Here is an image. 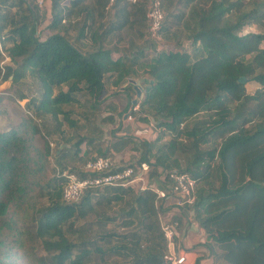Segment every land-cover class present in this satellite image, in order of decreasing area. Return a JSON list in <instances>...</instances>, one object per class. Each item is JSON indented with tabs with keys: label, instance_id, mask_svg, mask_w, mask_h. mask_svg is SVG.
I'll list each match as a JSON object with an SVG mask.
<instances>
[{
	"label": "trees",
	"instance_id": "trees-1",
	"mask_svg": "<svg viewBox=\"0 0 264 264\" xmlns=\"http://www.w3.org/2000/svg\"><path fill=\"white\" fill-rule=\"evenodd\" d=\"M61 1L52 6V33L41 39L43 8L27 0H0V59L4 52L16 63L1 66L0 79L35 78L36 94L24 104L40 122L29 132L25 124L0 125V264H113L115 258L126 264H172L164 258L169 242L149 188H91L77 202L63 199L67 178L62 172L88 175L83 170L91 159L88 147L100 149L98 139L89 140L91 117L107 107L117 109L113 103L102 108L100 99L108 87L137 78L147 81L132 113L146 123L152 118L156 137L135 141L126 135L95 157L130 146L139 154L137 164H150L155 180L163 172L188 174L196 190L186 209L204 230V245L231 264H264V31L244 32L253 24L264 27V0H179L185 9L176 17L187 14L190 22L175 38L188 45L152 56L141 50L132 57H115L103 45L77 47L61 30L71 27L64 19L82 0L72 2L68 13ZM169 22L165 16L164 36L173 29ZM241 76L257 84L253 92ZM80 96L91 99L83 117L67 108L82 104ZM113 119L114 113L106 118ZM55 125L68 128L57 145L61 168L44 178V158L32 145V133L53 135ZM35 186L46 202H31ZM31 242L45 253L34 254ZM214 245L227 251L217 255Z\"/></svg>",
	"mask_w": 264,
	"mask_h": 264
},
{
	"label": "crops",
	"instance_id": "crops-1",
	"mask_svg": "<svg viewBox=\"0 0 264 264\" xmlns=\"http://www.w3.org/2000/svg\"><path fill=\"white\" fill-rule=\"evenodd\" d=\"M76 1L77 0H62L59 7L63 8L65 12L68 13L72 8L71 3ZM106 1L107 0H82L81 3L74 6V13L71 16L68 14L64 19L63 23L67 25L70 24L71 27H68L69 29L67 31L63 29L61 32L65 33V35L82 50L86 51L103 45L104 48L113 51L115 57L121 54L132 57L137 51L141 50H143L145 54H148V56H152L157 51L163 50L161 49L162 44L164 50L183 48L188 45L189 41L182 38V36V42L180 44H178L179 40L175 38L176 34H182V32L185 34L184 26L190 22V18L187 14H185L182 19L176 17L181 10L185 9V6L180 4L179 0H165L164 10L167 13V16L169 15V20H174L176 24L173 23L172 32L167 36H164L166 38L163 39L162 42H159L157 46L153 45V42L147 39L148 19L146 13L149 0H139L136 5L130 4L127 0H118L114 12L111 13L105 11ZM27 2L33 6L39 5L37 0H27ZM53 3L54 0H45L44 6L45 9L48 10L47 15H49V18H46V13L43 11L45 14L38 27V33L44 25L49 26L52 21L51 10ZM169 23L171 24V22ZM83 29H85L84 34H82ZM50 30L51 29L48 28V31ZM50 33H52V31ZM91 33L92 37L90 36ZM139 79L142 78L127 80L120 88L108 87L107 92L103 95V98L100 99L103 108H106L110 103L115 104L117 108L116 111L114 110L112 112L111 108L107 107L106 109H103L101 113H97L90 119L91 122L88 126L89 140H92V138L98 139L96 143H99L100 149L107 151V149L112 148V145L117 139L126 135H131L135 141L144 139L141 133L134 132V128H131L132 130L127 129L125 132H120L117 136L112 137L105 128L99 124L101 121L108 125L107 127L111 128L116 120H119L118 113H120V110L117 104L120 105L121 103L117 102V97L114 98L112 95L118 93V98L120 97L119 99H121L122 103H124V101L126 103L127 98L130 99V95L133 93L135 96H138L136 86L138 85L137 81ZM129 84L134 85V87L128 90L126 88ZM112 113H114L115 121H113L114 119L107 121V116L112 115ZM125 121H128L126 116H124L122 122L125 124ZM145 123L146 122L141 121L138 125L141 127L142 125H145ZM146 124L153 126L154 122L152 123L151 120L150 123ZM138 125H136L135 128H138ZM82 134H86V132L83 131ZM155 137H153V139ZM153 139L149 138L148 140ZM89 140L87 142H89ZM81 148L82 150L86 149V142L81 144ZM88 148L90 149L91 158L95 157L97 151L100 150L97 148L94 150L91 146ZM127 150L135 153L136 155L132 157L134 160H137L139 154L137 150L130 146L120 152H115L112 149L110 152L115 159L118 157L117 155H120V158L122 159L121 154ZM167 203L170 204L169 206L171 207L164 209V216L166 218L167 216L172 217L173 219L178 220L181 224L176 235V243H174V253L179 256L182 254L186 255L184 264H231V261L227 257H216V255L212 254L210 249L204 245L206 235L204 230L195 220L193 211H187L185 208L175 205L174 198H169ZM213 248L217 255H222L227 251L224 246L214 245Z\"/></svg>",
	"mask_w": 264,
	"mask_h": 264
},
{
	"label": "rangeland",
	"instance_id": "rangeland-1",
	"mask_svg": "<svg viewBox=\"0 0 264 264\" xmlns=\"http://www.w3.org/2000/svg\"><path fill=\"white\" fill-rule=\"evenodd\" d=\"M150 4H151V0L148 1L147 12H148V9L150 7ZM44 5H45V0L42 4L41 8H43V11L46 13V18H49V15H47L48 10L45 9ZM165 16H167L166 12H165ZM169 21L171 22L170 26L173 28V21L174 20L170 19ZM48 28H49L48 25H44L39 30V36L41 38L45 39L51 34L50 33L51 30L48 31ZM147 31H148V29H147ZM249 31H254V32L264 31V27H260L258 25L253 24V25L249 26L246 30H244L245 33L249 32ZM165 38L166 37H164V35L161 34V39L153 40L151 42H153V45L157 46V44L159 42H162V40ZM161 49H164L163 44L161 46ZM4 56L5 57H2L0 59V67L2 65H4V66L10 65L12 67L16 66V63L12 62L9 59V57H7L5 54H4ZM246 86H247V89L249 92H253L255 90V88L257 87V84L254 82H247ZM36 87L37 86H36L35 78L29 74L18 82H13L12 76H10L7 80L0 79V125L2 127L6 128L9 125L10 126L11 125L18 126L21 124H25L26 125L25 129H27L29 132V131H32L33 123H40L38 120H35L31 115V113L36 114L35 110L33 108H29L28 104L27 105L24 104L26 101H28V99L30 97H32L36 94ZM63 88L66 89L67 87L63 86ZM20 93L26 94L27 98L24 100L20 99L19 98ZM112 96H114V98L117 97V102L121 103L120 105L117 104L119 107V110H120V114L118 115L119 120H116V122L112 125L111 128L107 127L108 125L104 124V122L100 121V123H99L100 125H102V127L105 128V130L110 134V136L115 137L118 135V133H120V132L123 133L127 129L132 130L131 128L135 129L134 132L141 133L143 135L144 139H149V138L153 139V137L156 136L154 125L151 126L150 124L145 123V125H142L140 127L138 124L142 120H138L137 115H135V114H133L134 115L133 120H128L127 121L128 123L125 121V124L127 123L126 125L124 124V122H122L124 119V116L127 115L131 106L137 105V100L141 99V98H139L138 96H135L133 93L130 95V97L133 98L134 100H136L135 103L133 102L134 101L133 99L131 100V98L130 99L127 98L126 103H125V101H124V103H122L121 99H119L120 97L118 98V96H119L118 93H116V94L114 93ZM80 99H81L82 104H74L73 106H70V107L67 106V108L72 109L74 111V113L78 114V117H83L86 114V111L90 110V108H88V105H86V104L89 103V100H91V99H89L88 97L83 98L82 96H80ZM84 100L85 101L88 100V101L85 102ZM90 103H91V101H90ZM204 116L205 115L203 113H201L199 115L200 118H202ZM36 117L38 119L39 118L42 119V117H40L39 115H36ZM151 120L153 123L154 120L152 118H151ZM113 121H115V119ZM63 125H65V124H63ZM63 125H61V127L55 125L53 135H50V136L48 135V133L46 134L43 130H41L39 133H37V132L32 133V135H33V138L31 140L32 145L39 152V154H41L42 157L44 158V169H45L44 174H43L44 178L50 177L53 174V172H57L59 170V168H61L57 163L56 155L58 154L57 145L62 142V139H61L62 135L66 134V132L68 131L67 127H62ZM136 125H138V128H135ZM135 155H136L135 153H132L130 150H127L126 152L121 154L122 159L120 158V155H117L118 157L116 159L113 155H110V157L116 163H123V164L134 163V164H137L136 160H134L132 157ZM145 181H146L145 182L146 185L155 183V180L153 177H151V178L146 177ZM141 185H142L141 181L137 182L135 184L136 189L137 188L139 189L141 187ZM39 191H41L40 188L35 186L34 190L30 194L31 202L37 201L38 205L40 203H44L47 201L46 197H42L40 195ZM168 203H167V200L164 202V205H163L164 209H168V207H171V206H169L170 204H168ZM88 219H92V214L88 217ZM167 219H169L170 221L174 220L172 217H169V216H167ZM72 238L74 239V237H72ZM31 246L33 248L34 254H36L37 256L43 255L45 253L44 250L41 248V246L37 242H31ZM113 264H126V262L122 258H115V260H113Z\"/></svg>",
	"mask_w": 264,
	"mask_h": 264
},
{
	"label": "built area",
	"instance_id": "built-area-1",
	"mask_svg": "<svg viewBox=\"0 0 264 264\" xmlns=\"http://www.w3.org/2000/svg\"><path fill=\"white\" fill-rule=\"evenodd\" d=\"M42 6L44 0H37ZM118 0H107L106 11L111 13L115 10ZM131 4H136L139 0H127ZM148 31L147 39L149 41L161 39V30L165 19V10L161 0H151L147 12ZM3 52V51H2ZM3 54H5L3 52ZM3 67V65H2ZM139 105L129 110L126 115L128 120H133L132 111L137 110ZM117 164V165H116ZM116 167V168H115ZM83 170L89 173L86 176H79L76 172L64 170L62 173L66 176L67 182L63 188V199L67 202H77L81 199L87 189H100L108 186H133L137 182H142L140 189L149 188L155 193V205L158 211L161 228L164 237L169 242V250L164 258L172 264H184L186 255H177L170 249L178 232L179 221L169 220L164 216V202L169 198L175 199V205L181 208H187L195 200L196 180L186 173L163 172L159 180L154 184L146 185V177H150L151 167L148 162L140 164L116 163L110 156H98L89 159L83 167ZM151 178V177H150ZM187 210V209H186Z\"/></svg>",
	"mask_w": 264,
	"mask_h": 264
},
{
	"label": "water",
	"instance_id": "water-1",
	"mask_svg": "<svg viewBox=\"0 0 264 264\" xmlns=\"http://www.w3.org/2000/svg\"><path fill=\"white\" fill-rule=\"evenodd\" d=\"M132 81H133V80H132ZM144 81L146 82L147 79H143V78H142V79H139V80L137 81L138 85L136 86V90H137V94H138V97H139V98H143V97H144V91H143V87H142V83H143ZM239 81H240L241 83H246V82H247V78H246L245 76H241V77L239 78ZM133 102L135 103L136 100H134ZM170 249H171L172 252L174 253V242L170 244Z\"/></svg>",
	"mask_w": 264,
	"mask_h": 264
}]
</instances>
